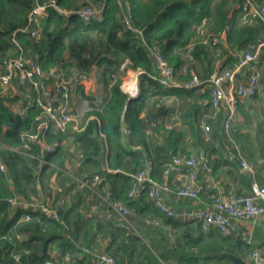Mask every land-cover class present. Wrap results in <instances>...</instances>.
<instances>
[{
	"label": "trees",
	"instance_id": "1",
	"mask_svg": "<svg viewBox=\"0 0 264 264\" xmlns=\"http://www.w3.org/2000/svg\"><path fill=\"white\" fill-rule=\"evenodd\" d=\"M37 1L46 0H0V60L19 52L21 45L37 57L46 70L76 66L96 77L103 100L98 104L95 96L83 94L90 106L84 120L94 116L87 123L83 120L81 129L72 124L65 130L48 131V140L66 139L67 145L42 155L38 144L31 143L29 148H24L20 138L23 131L37 128L36 116L41 108L34 104L22 115L11 106L17 96L0 98V143L7 145L0 146V160L6 165L5 171L0 168V264H46L67 250L74 253L69 264H97L95 252L101 251L115 256L120 264H125L126 253L135 251L146 259L140 260V264H197L198 260L200 264H236L231 254L244 259L242 237L237 233L224 236L213 229L205 234L199 224L191 227L192 222L173 218L168 221L174 226L185 227L186 231L177 234L171 245H167L170 238L163 234L160 239L166 249L161 251L156 240L122 227L120 216L108 201L87 186H77L78 177L101 172L104 179L100 188L110 191V200L133 208L136 214L131 218L134 220L140 215L142 206L158 210L146 192L137 198L128 196L131 185L128 172L143 169L147 157L151 175L159 180L175 153L188 155L194 151L208 160L212 170L223 164L238 168L233 155L244 159L245 151L248 152L245 154L247 163H259L249 134L241 131L238 122L227 131L223 109L216 118L209 116V88H165L153 77L156 66L150 55V47L159 46L181 80L191 77V69L199 77H210L218 60L221 67L232 64L238 51L257 38L256 28L237 25L230 14L233 4L241 8L244 0H56L66 12L48 7L40 19V33L33 37L19 28L27 24ZM256 1L264 3V0ZM87 4L103 6L101 18L86 22L68 12ZM125 15L129 16L131 26L126 23ZM205 18L214 19V33L230 25L226 30V42L219 44V55L197 35L196 28ZM191 43H194L190 51L192 58L188 53ZM261 57L264 59V50ZM127 69L142 70L140 92L134 98L121 87V76ZM15 79L18 82V78ZM152 94L157 95L154 100L150 99ZM171 94L189 104L181 114L182 126L168 119L173 116L175 107L160 100ZM146 103L147 115L143 116ZM202 118L209 122L210 130L203 128ZM70 135L84 154L80 162L69 151ZM236 138L244 140L238 143L239 148L233 141ZM257 140L258 148L264 151V131ZM38 157H45L56 166L40 167ZM67 160L75 164L74 175L60 169L66 167ZM103 165L121 171L102 170ZM53 179L61 190L54 186ZM31 195H38L52 205L61 197H67L60 205V218L35 214L29 221L20 220L24 209L13 207L8 198ZM108 210L112 212L111 218H106ZM159 214L162 213L159 211ZM149 229L159 230L155 226ZM106 237H109L107 245L104 243ZM84 247L93 251L87 252ZM17 252L21 253L19 260L15 257Z\"/></svg>",
	"mask_w": 264,
	"mask_h": 264
},
{
	"label": "built area",
	"instance_id": "2",
	"mask_svg": "<svg viewBox=\"0 0 264 264\" xmlns=\"http://www.w3.org/2000/svg\"><path fill=\"white\" fill-rule=\"evenodd\" d=\"M50 6L66 12L59 7L56 0L37 1L29 13L27 24L19 30L27 32L33 37L38 36L41 30L40 19ZM102 10L103 6L95 7L92 4H87L68 12L77 14L86 22H90L101 18ZM240 20L243 25L248 27L260 25L261 34L246 49L238 53L234 65L221 67L220 61H218L217 67L210 77L202 78L192 71L189 79L181 80L178 78L175 67L164 56L161 48L157 45L150 47V55L156 66V73L153 77L166 88H209V116L216 118L220 110L223 109L225 112L223 124L227 131L237 122L240 105L246 99L258 94L261 72L264 70V59L261 57L264 50V3H259L256 0H244L241 4ZM125 21L129 26L132 25L129 16L125 15ZM229 27L230 25L227 24L223 33H214L204 24H200L197 26L196 32L201 41L208 44L209 48L219 55V44L225 38L223 34H226ZM193 45L194 43L188 45L190 58H192L190 51ZM124 66L125 64H123ZM137 72L141 74L142 70L138 69ZM239 72L245 76V80H238ZM15 78H18L20 86L27 88L25 102H19L15 111L24 115L34 104L41 108V112L36 116L39 120L37 128L25 130L20 135L23 147L29 148L31 143H36L39 145L42 155L56 152L64 144L63 140L50 141L46 135L48 131L65 130L73 121L76 129H81L79 118L84 110L79 111L73 107L72 96L86 82L89 74L76 66L52 67L46 70L39 63L37 57L30 55L20 45L19 52L13 55L8 54L0 60V98L7 96ZM128 84L123 85L125 92L130 97L138 96L140 92L138 80H130ZM203 128L210 130V124L206 119L203 121ZM0 146L7 145L0 143ZM8 147L34 156L33 153L23 149ZM68 148L80 162L84 154L77 149L74 138L70 139ZM38 158L40 167L54 164L45 157ZM242 162L244 166H248L245 160ZM0 168L6 170V165L1 160ZM101 169L111 172L121 171L119 168L111 169L106 165H103ZM211 170L212 166L204 156L175 153L166 164L163 178L160 180L151 175V164L141 170L128 172L131 177L128 196L137 198L146 192L147 197L165 216L197 223L205 232L216 229L224 236L238 233L240 221H256L264 214V184H260L257 180H253L249 192H237L234 189L222 191L215 195L212 204L206 207L176 209L168 202L166 196L172 190L168 179L171 174H181L183 177V183L176 189L178 197L197 199L201 191L198 175L200 172H210ZM103 179L104 176L101 172L92 175L85 174L77 178V186L91 188L98 196L108 201L111 208L119 214L122 226H130L133 210L121 201L109 199L110 191L106 187L100 188ZM8 201L13 207L24 209L20 220L29 221L35 214L37 216L45 214L48 217L59 219L60 205L67 201V197H61L55 205L38 195H31L27 198L11 196ZM242 240L246 244H252V238L247 234L242 235ZM84 249L87 252L93 251L89 247H84ZM73 255V252L67 250L54 259L48 260L46 264H69ZM15 257L19 260L21 253H15ZM95 261L97 264H120L115 256L106 251L95 252ZM249 264H264V251L253 248L249 253Z\"/></svg>",
	"mask_w": 264,
	"mask_h": 264
},
{
	"label": "crops",
	"instance_id": "3",
	"mask_svg": "<svg viewBox=\"0 0 264 264\" xmlns=\"http://www.w3.org/2000/svg\"><path fill=\"white\" fill-rule=\"evenodd\" d=\"M240 11H241L240 5L233 4V8L230 14L234 22L237 25L242 26L243 24L241 23V20H240ZM202 24H204L206 28L209 30H213V27L215 25L213 18H210L209 20L205 18ZM254 28H256V30L258 31L257 36H259L262 32L261 26L260 25L255 26ZM220 33H223V30H221ZM224 35H225V38L223 39L222 42H226V34L224 33L223 36ZM242 50H244V48L239 50L238 53L241 52ZM234 62L235 60L232 63L233 65H234ZM232 64H229V65H232ZM183 70L184 71L186 70V66L183 67ZM191 71H194V69H191ZM88 74H89V78L86 80L84 84H82L74 92L72 96L73 107L79 111L84 110L79 118L81 123H83L86 111L90 108V106H88V100L85 95L95 96L96 102L98 104H100L103 100V96L99 93L100 86L98 84L96 77L92 73H88ZM132 74L135 76H133ZM237 76H238V80L246 79L245 76H243L241 72H239ZM139 77H140V74L137 72L136 69H127L125 73L121 76L122 89L124 90L123 85L124 86L129 85L128 82H130V80H135L134 78H136L139 82ZM258 90L259 92L256 96L246 99L240 105L237 122L241 128V131L245 134H249L250 136L249 140L252 142L253 148L256 152L255 159L258 160L259 163L255 165L251 163L250 164L247 163L248 166H239L237 164L238 168L235 166H233L232 168L228 164H223L220 167H218L216 170H211L210 172H200L198 175V181H199L201 191H200V196L197 199L178 197L176 195V189L183 183V177L181 176V174H176V173L171 174L168 179H169L172 190L167 194L166 199L174 208L181 209L185 207H206V206L211 205L213 202L214 196L222 191L234 189L237 192L247 193L251 189V183L253 182V180H257L260 184H264V151L258 148L259 144L257 140V137H261L262 131H264V70L261 72V80H260ZM26 91H27V88L20 86L19 83L16 81V79H14L13 85L7 94V96L9 97H16V96L18 97V99H15L13 100V102H11L12 103L11 106L14 110L17 107L19 102H25L26 94H27ZM99 96H102L101 100L99 99ZM156 96L157 95L152 94L150 99L154 100ZM160 100H164L172 107H175L173 116L169 117L168 119L170 120L171 123L175 122L177 126H182L181 114L184 112L186 108H188L189 104L186 101H183L182 98H180L179 96L175 94L163 96L162 98H160ZM180 105L182 106L183 109L181 108L179 111L177 106H180ZM147 106H148V103H146L145 108L142 110L141 115L143 116L147 115V110H148ZM92 116L94 115H90L88 119L84 120V122L87 123L89 118ZM204 120L205 118H202L201 120L202 126H203ZM171 123L168 124L169 127L171 126ZM72 124L75 127L74 121L71 122L69 125H72ZM72 138L73 136L70 135L68 143H70V139L72 140ZM242 140L243 138L241 139L236 138L233 141L235 142V145L238 146V143ZM63 142H64V146L67 145L66 139ZM245 152L248 153L247 151ZM246 153H243L244 159L241 158L240 156L238 157H240L242 160H245L247 158L245 156ZM191 154H195L194 151ZM234 156H237V155H233V157ZM147 160H149L148 157L146 158L145 167H148ZM53 165L56 166L55 164ZM74 165L75 164L72 163L70 160H67L66 167L64 168L59 167V168L67 174L74 175L73 174ZM251 178H252V181H251ZM53 182H54V186H58L57 189L61 190L62 187H60L59 185H56L58 183L57 180L53 179ZM142 207L143 209L142 211L139 212L140 215H138V218L134 220L131 218L130 226H122L121 221H120V225L127 229L134 230L139 234L140 233L146 234L148 237L152 238L153 240H156V243L158 244V247L160 248L161 251H165L166 249L165 248L166 246L164 245V241L160 239V237L163 234H166L170 238L171 242L167 243V245H171L173 241L175 240V237L177 236V234L186 231L185 227L174 226L171 222L168 221L169 217L165 216L164 214H159L158 210L155 211L154 208L150 206H145V207L142 206ZM131 209L133 210V214L135 216L136 213L134 209L133 208ZM107 212H108L107 215L104 214L103 211H101V214L106 215V218L107 217L111 218L112 212H110L109 210ZM194 224L196 223H191L190 224L191 227ZM154 226L157 227L159 230L154 231L152 229H149L150 227L153 228ZM193 234H198V233L194 232ZM243 234H247L251 236L252 238V244H246L241 238V240L243 241L241 248L245 250L244 260L247 262V264H249V253L251 252L253 248H259L264 251V214L261 215L256 221H240L239 231L236 235L239 237H242ZM22 236L24 237L25 234H22ZM127 241L128 239H125V242ZM108 242H109V237L104 238L105 245H107ZM55 250L56 248L53 251ZM142 259L146 261L143 254H139L138 251H135L132 254L126 253L124 262L125 264H140V260ZM197 262H198L197 264H200L199 260Z\"/></svg>",
	"mask_w": 264,
	"mask_h": 264
},
{
	"label": "water",
	"instance_id": "4",
	"mask_svg": "<svg viewBox=\"0 0 264 264\" xmlns=\"http://www.w3.org/2000/svg\"><path fill=\"white\" fill-rule=\"evenodd\" d=\"M99 99L101 100L102 99V96H99ZM233 160L239 165V166H244L243 165V162H242V159L238 156H234L233 157ZM150 162L149 160H147V166H149ZM230 257L232 258V260L236 263V264H247V262L241 258L240 256H237V255H234V254H231Z\"/></svg>",
	"mask_w": 264,
	"mask_h": 264
},
{
	"label": "rangeland",
	"instance_id": "5",
	"mask_svg": "<svg viewBox=\"0 0 264 264\" xmlns=\"http://www.w3.org/2000/svg\"><path fill=\"white\" fill-rule=\"evenodd\" d=\"M178 107V109H179V111H180V109L182 108V106L180 105V106H177ZM183 109V108H182Z\"/></svg>",
	"mask_w": 264,
	"mask_h": 264
},
{
	"label": "bare ground",
	"instance_id": "6",
	"mask_svg": "<svg viewBox=\"0 0 264 264\" xmlns=\"http://www.w3.org/2000/svg\"><path fill=\"white\" fill-rule=\"evenodd\" d=\"M133 75V74H132ZM133 76H135V75H133ZM137 77V76H136ZM135 80H136V78H134ZM129 83V82H128Z\"/></svg>",
	"mask_w": 264,
	"mask_h": 264
}]
</instances>
